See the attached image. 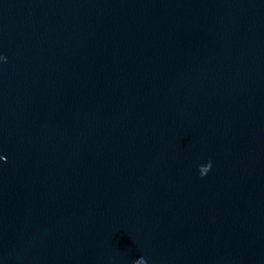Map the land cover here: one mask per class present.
<instances>
[{
    "label": "water",
    "instance_id": "95a60500",
    "mask_svg": "<svg viewBox=\"0 0 264 264\" xmlns=\"http://www.w3.org/2000/svg\"><path fill=\"white\" fill-rule=\"evenodd\" d=\"M0 55V264H264V0H0Z\"/></svg>",
    "mask_w": 264,
    "mask_h": 264
},
{
    "label": "clouds",
    "instance_id": "9594fccd",
    "mask_svg": "<svg viewBox=\"0 0 264 264\" xmlns=\"http://www.w3.org/2000/svg\"><path fill=\"white\" fill-rule=\"evenodd\" d=\"M5 59V57L4 56H2V55H0V61H3ZM205 171H207V170H205ZM204 173H202V175H203Z\"/></svg>",
    "mask_w": 264,
    "mask_h": 264
},
{
    "label": "snow or ice",
    "instance_id": "6c2138e0",
    "mask_svg": "<svg viewBox=\"0 0 264 264\" xmlns=\"http://www.w3.org/2000/svg\"><path fill=\"white\" fill-rule=\"evenodd\" d=\"M5 157L3 155H0V160H4Z\"/></svg>",
    "mask_w": 264,
    "mask_h": 264
}]
</instances>
